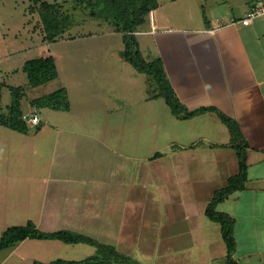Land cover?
Listing matches in <instances>:
<instances>
[{"label":"rangeland","instance_id":"374dc122","mask_svg":"<svg viewBox=\"0 0 264 264\" xmlns=\"http://www.w3.org/2000/svg\"><path fill=\"white\" fill-rule=\"evenodd\" d=\"M115 14V9L102 0H0V81L20 86L24 92L23 111L41 119L39 126L29 123L27 133L0 124V236L9 225L32 219L43 230L68 228L113 244L135 260L126 264H168V245L163 253L152 239L147 242L149 231H153L148 225L159 204L149 189L151 185L138 176L145 157L158 150L168 151L169 124L174 117L164 98L161 123L156 127L153 120L157 118L139 117L136 106L130 113L119 108L125 102L126 86L131 94H143L152 85L146 80L147 74L117 58L116 53L124 46V22ZM46 16L57 18L59 23L52 39L45 29ZM45 55L55 57L59 74L32 86L24 63ZM107 62L117 68L114 80L109 76L111 65ZM60 87L69 91L71 110L31 104L33 98ZM12 98L11 89L3 87L2 112H9ZM111 105L115 106L113 111L108 110ZM74 126L88 127L89 131H77L87 143L80 148V158L75 157L81 163L77 172L60 164V159L75 151L63 138ZM59 128H63L61 135ZM71 155L68 158H74ZM55 172L60 173L63 183L90 176L91 180L81 183L90 181L88 187L94 191L107 185V181H100L105 175L128 178L124 182L127 187L117 190L114 198L70 197L69 191H65V196L43 198L46 184L56 182L50 178L59 177L53 175ZM147 182L151 184L150 180ZM95 201L99 207L93 206ZM108 204L114 206V213L95 211ZM157 211L162 219L158 223L161 231L169 233L170 224L172 227L175 221H171L167 206L163 204ZM96 250L95 245L86 242L27 238L0 249V264H34L35 260L47 262L57 257L82 259Z\"/></svg>","mask_w":264,"mask_h":264},{"label":"crops","instance_id":"0c3cea01","mask_svg":"<svg viewBox=\"0 0 264 264\" xmlns=\"http://www.w3.org/2000/svg\"><path fill=\"white\" fill-rule=\"evenodd\" d=\"M251 4V0H158L157 7L146 14L135 31L142 54L149 58L144 57L162 58L166 75L183 105L190 110L203 106L220 109L237 120L249 143L245 188L217 204L218 210L235 220V264H264V15L248 24L241 22ZM123 50L124 46L116 53L117 58L129 62L122 57ZM106 64L111 65L109 76L114 80L117 68L113 62ZM148 79L152 88L148 86L143 94H131L126 86L125 102L119 108L130 113L136 106L139 117L157 118L153 120L156 127L161 123L164 97L155 79L147 74ZM114 108L111 105L108 110ZM172 115L168 151L158 150L145 157L138 176L151 185L149 189L159 204L148 225L153 231L148 227L147 242L158 245L163 253L168 245V264H226L227 243L221 223L208 217L206 208L215 190L225 186L240 169L231 132L215 110L190 118H180L173 112ZM87 128L74 126L63 137L66 145L72 144L75 149L72 155L68 152L67 158L60 159L69 171L80 170L78 154L87 143L77 131L89 132ZM62 130L59 128L58 132ZM70 155L74 158H68ZM50 179L56 182L46 184L43 198L65 196V191L70 197L114 198L117 190L127 187L124 182L128 178L105 175L100 181H107V185L101 184L103 187L96 191L88 187L90 181L81 183L91 180L90 176L83 180L71 178L65 183L60 176ZM71 181L73 184H69ZM96 202L93 206L99 207ZM109 204L95 211L114 213V206ZM163 204L171 221H175L172 227L170 224L169 233H163L158 224L162 219L157 210Z\"/></svg>","mask_w":264,"mask_h":264},{"label":"trees","instance_id":"16d2710c","mask_svg":"<svg viewBox=\"0 0 264 264\" xmlns=\"http://www.w3.org/2000/svg\"><path fill=\"white\" fill-rule=\"evenodd\" d=\"M115 12L123 22L124 50L121 51L123 58L131 62L137 70L151 75L159 84L161 95L171 107L172 112L180 118H190L208 110L217 111L223 122L227 124L231 132L232 146L237 150L239 157V172L229 177L225 186L215 190L213 197L206 208V214L213 220L221 223L222 234L227 243L226 264H235L234 252L236 249V238L234 235L235 220L232 215L217 209V204L227 198L231 193L244 189L248 179L247 149L249 143L241 131L237 120L214 106H203L193 110L188 109L181 103L175 93L163 65L161 57L148 60L142 54L140 44L135 33L138 25L145 21V16L158 5V0H102ZM45 29L49 37L54 38V28L59 26L57 18L46 16ZM24 71L27 73L32 86L56 78L59 74L56 59L53 55H45L30 58L24 63ZM0 81V99L5 87ZM12 91V101L9 104V112L4 113L0 105V124L14 130L27 133L29 122L24 117L21 106L23 93L20 86L8 85ZM21 92V93H20ZM32 104L37 107H50L58 110H69L71 106L69 92L66 87H60L50 93L33 98ZM40 124V123H39ZM38 124V126H39ZM27 238L33 239H59L68 243L86 242L93 244L97 250L82 259H69L57 257L51 261L35 260L34 264H126L135 262L129 255L119 251L113 244L99 242L96 238L76 230L61 228L57 230H43L37 226L34 220L28 219L24 224H12L6 227L0 236V249L11 247Z\"/></svg>","mask_w":264,"mask_h":264},{"label":"built area","instance_id":"2783aa9c","mask_svg":"<svg viewBox=\"0 0 264 264\" xmlns=\"http://www.w3.org/2000/svg\"><path fill=\"white\" fill-rule=\"evenodd\" d=\"M251 7L247 14L241 18V22L243 23H250L255 17L264 15V0H251ZM25 119L33 125H37L40 123L41 119L37 114L33 115H24ZM28 118H30L28 120Z\"/></svg>","mask_w":264,"mask_h":264}]
</instances>
